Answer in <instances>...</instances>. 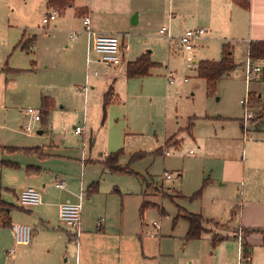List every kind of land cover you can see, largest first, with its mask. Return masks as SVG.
<instances>
[{
	"label": "rangeland",
	"instance_id": "1",
	"mask_svg": "<svg viewBox=\"0 0 264 264\" xmlns=\"http://www.w3.org/2000/svg\"><path fill=\"white\" fill-rule=\"evenodd\" d=\"M206 2L109 0V5L101 7L103 13L96 19L107 30L119 35L129 47L123 64L117 68L107 69L100 65L88 70L86 63L83 67L78 66V72L69 73L67 65L63 64L65 55L73 49L69 34L59 40V57L57 55L48 62L49 66L44 62L46 60L43 61L48 47L44 36L55 22L49 26L42 23L43 15L48 11L45 1H0V172L3 198L15 205L14 224H28L33 228L31 243L17 246L10 254L14 247L13 232L8 226H0V264H76V242L69 239L66 226L61 224L56 212L43 207V222L37 207L20 206L17 189L22 185L18 181L24 178V169L23 166L13 168L11 164L15 161L23 165L30 161L31 154L15 147H42L53 141L73 158H80L84 151L87 157L97 159L87 163V167L90 164L91 167L86 171V177L99 184L97 202L103 207L108 206L116 220H128L131 225L139 227L135 231L142 233L140 225L145 222L148 227H144V231L150 230L152 236H159L161 231L173 226L174 219L184 209L201 214L203 207H211L228 193L235 195L241 190L237 184L239 163L236 158L242 159L243 156L242 125L254 122L246 119L241 101L248 97L249 90L264 91V78L247 79L249 55L239 52L237 67L223 75L212 92L208 91L206 81L198 76V63L205 59L220 60L219 41L207 40L210 32L194 40L196 47L191 54L183 51L179 43V37L188 29L204 28L215 36L220 33L216 30L220 23L207 14ZM172 12H178L177 17H172ZM16 25L28 28V32L31 29V33L40 37L34 49L22 51L17 47L19 42L10 46L18 35H23ZM164 26L170 29L169 35L159 33ZM84 36L88 50V38ZM37 50L41 58L39 64L34 63ZM148 51L159 65L146 76L128 78L129 61ZM95 71L99 73L97 77H94ZM169 75L173 76V83L169 82ZM87 84L89 92L112 85L114 99L105 107L104 101L95 97L85 111V91L81 88ZM43 96L58 99L59 114L52 130L42 122H33L32 117L25 114L29 108L40 109ZM190 120L194 123L191 133L186 130ZM79 125L86 128L85 140L75 134ZM39 130L44 132L39 134ZM175 134L178 137L171 138L170 142L179 145L166 147V140ZM167 151L170 153L166 154ZM111 153H119V165L131 172L104 171L98 159H105ZM53 164L55 166L50 170L63 174L67 183L72 180L75 191H79L77 175L81 168L76 163H61L60 160L53 161ZM226 171L229 180L221 194L215 188H219ZM166 173L172 178H165ZM60 193L55 188L51 195L57 197ZM144 202L152 203L141 216ZM232 211L223 207L215 212L218 216L203 217L208 219L207 225L224 233L233 227ZM218 217L225 219L222 222ZM155 221L161 224V230L155 229ZM174 225L179 232L185 231L184 226L188 223L180 221L179 217ZM124 240L128 241L126 249H120L117 254L121 259L135 254L133 244L138 238L134 242L131 237ZM113 260L116 262V254Z\"/></svg>",
	"mask_w": 264,
	"mask_h": 264
},
{
	"label": "crops",
	"instance_id": "2",
	"mask_svg": "<svg viewBox=\"0 0 264 264\" xmlns=\"http://www.w3.org/2000/svg\"><path fill=\"white\" fill-rule=\"evenodd\" d=\"M44 1L48 11L51 7L60 9L58 18L53 22L54 24H52V27L48 29L44 36L45 39L48 40V47L43 56V61L46 60L44 62H46L47 66H49L48 62L53 61L58 55V50H60V47H58L59 40L65 36L68 37L72 31H77L78 36L75 40L70 39V43L73 44V49L67 52L63 60V64L67 65L68 72L76 73L78 72V66L83 67L86 63L88 70H90L91 67L96 69L97 66L103 65L95 61L91 63L86 61L88 50L85 44V33L83 31V16L85 14L90 15L92 26L96 31H105L109 32L108 34H113V31L107 30L98 19L99 14L103 13L101 7L109 5V0H72V5L65 9H61L55 5H49V0ZM174 1L175 0H173V3ZM206 1L207 14L213 16L220 23V27H216V30L220 33L215 36L211 34L212 31H207L205 35H208L210 32L211 35L209 34L206 39L209 41H219L221 50L223 49V45H227L231 49L232 58L235 63L237 62V53L241 52L242 55L245 52L247 56L249 55L251 42H264V0ZM173 9H175L174 5ZM42 10H44V5H42ZM178 12H172V17H177ZM96 16L98 17L97 19ZM135 22L137 23V19ZM16 26L18 27L16 29L22 31L23 35H21L22 37L18 35L17 39L13 40L10 46H13L21 39L28 40L31 38L36 39L31 48H33L35 44H38L40 37L38 38L36 33H31V29L28 32V28ZM121 41L122 45L125 46L124 41L122 39ZM127 51L128 50H125L123 52L122 64L125 60ZM36 53L37 61H34V63L39 64L41 58L39 59L38 50ZM52 64H55V61L52 62ZM87 72L89 73V71ZM98 75L99 73L94 77ZM86 86L87 90L83 89L84 86L81 88L82 91H85V94L83 93L85 111L90 108L93 98L96 97L97 100L100 99L104 101V95L112 85L107 84L105 88L96 91L94 88L92 92H89L88 84ZM98 95L99 98L97 97ZM249 95L254 98L251 109L256 114V117L252 119V121H254L252 124L249 125L244 122L242 125L243 131L244 127H247L249 130V137L248 139H244L243 135V156L242 159H239V157L236 158V162L239 163L236 175L237 184L238 187L240 186L241 190L237 191L235 195H229L228 193L229 196L222 197L218 200V203L213 204L211 207H203L201 211L202 216L210 219L218 216V214L215 215V212L223 207L233 209V227L232 229L230 227L231 230L228 229L224 233L220 232V230H214L205 222L201 238L186 241L185 236L189 229V222L183 217H180V221L188 223V225L184 226L185 231H176L174 225L176 222H174L173 226H170L167 231H161L159 236L149 235L150 230L144 231V227H148V224L145 222H142L143 224L140 225L142 233H140V230L135 231L139 227L134 224L131 225L132 223L130 224L128 220H116V218H114V216L112 217L110 214L108 206L103 207L97 202L98 190L92 193L89 192V187L97 181H93L90 177H86V171L91 167V164L87 167V163L93 160L96 161L97 159L87 157V153L84 151L81 152L80 158H73L71 155L65 154L66 149L60 148L53 141L42 147H17L40 149L38 152H26L31 154L29 155L30 161L23 163V165L12 161V164H15L13 168L21 169L23 166L25 174L24 178L18 181L20 183L22 182V185H19L17 190L21 192L22 189L26 187H34L41 193L42 203L34 207L38 208L40 221L43 222V207L52 208L59 216V206L61 204L68 202H80L82 204V233L78 242H76V264H153L154 262H157V264H239V258L243 250L242 241L237 236V230L239 229H242V232L243 230L249 231L248 234L245 235V239L251 246V264H264V91L249 90L248 96ZM51 98L54 100L55 107L49 115L48 122L44 125L52 130L54 119L58 117L59 112L57 110V97L51 96ZM54 113H57V115H54ZM32 121L41 122L33 118ZM84 123V125H86V120ZM248 123H250V121ZM82 127L84 128V132L82 134H77L75 132V134L82 136L83 140H85L86 128L84 126ZM43 132L42 130L38 131L39 134ZM89 154H91V152H89ZM57 160H60L61 163H76L77 166L81 168L77 175L80 179L79 191H75L74 182L72 180L67 183L63 174L60 175L50 170L52 166H55L53 161ZM103 160V158L100 160L98 159L100 162ZM102 166L105 169L104 171H106L107 169L103 162ZM226 166H228V164H226ZM107 171L110 172L109 170ZM228 174V171H226L223 177H221L219 188H223H215L216 191L221 194L223 193L224 187H227L226 185L229 180ZM59 180H64L65 182V186L62 189L56 186V182ZM54 187L56 190L58 189L61 191L57 197L51 195L53 189H55ZM80 195H82V199ZM4 201L6 200L4 199ZM14 207L15 205H13L12 209L9 211L11 225L8 227H10L12 232V226L16 219ZM195 212L197 211H194V213ZM182 214L183 213L179 215ZM218 218L220 219L219 221L222 222L225 219L224 217ZM99 222H101V224H98ZM144 224L146 226H144ZM215 234L225 236L226 239L213 247L212 238ZM130 237L133 238V242L138 238V241L133 244V251L135 249V254H130L124 259L118 258L117 254L120 252V249L125 250L127 246L126 244L128 241L124 240V238L130 239ZM153 237L157 240H154ZM152 240L155 241V243ZM115 254L116 262L113 260Z\"/></svg>",
	"mask_w": 264,
	"mask_h": 264
},
{
	"label": "built area",
	"instance_id": "3",
	"mask_svg": "<svg viewBox=\"0 0 264 264\" xmlns=\"http://www.w3.org/2000/svg\"><path fill=\"white\" fill-rule=\"evenodd\" d=\"M60 13V9L57 7H51L47 13L43 15L42 23L44 26H48L51 22L55 21ZM84 33L88 38V55L87 62H99L103 64L107 69L116 68L122 64L123 52L128 50V46H123L119 35L116 34H103L96 31L92 26V20L89 14L83 16ZM159 33L163 35H169L170 29L166 26L159 30ZM207 30L204 28L188 29L179 37V43L183 50L188 53H192L195 44L194 40L204 37ZM78 36V32H72L70 39L75 40ZM247 79L249 81L256 80L259 77H264V58L259 60L249 59L246 63ZM98 71H95V75ZM169 82L173 83L174 78L172 75L168 76ZM187 80V79H186ZM83 89L87 90V86ZM245 107V115L247 120H252L256 117V114L251 109V103L249 96L241 101ZM25 114L31 116L34 120L39 121L41 119L40 109L29 108L25 110ZM27 129H31L30 126ZM75 132L82 134L84 128L82 126H76ZM247 135V137H246ZM249 130L244 127V139H248ZM170 152L167 151L166 154ZM190 153H193L191 150ZM165 178L171 179L172 176L169 173L165 174ZM58 188H64V180L56 182ZM82 199V195H80ZM41 193L34 187H26L22 189L19 195V202L22 208H32L42 203ZM81 214L82 204L79 203H64L59 206V220L63 226H66L69 237L74 242H78L82 233L81 228ZM98 224H101L99 222ZM154 227L156 230L161 229L160 223L155 222ZM14 232V247L10 251L13 254L16 251L17 246L29 245L32 241L33 228L28 224H14L12 226ZM237 236L242 240V229L237 230ZM239 264H251V256H244L243 254L239 258Z\"/></svg>",
	"mask_w": 264,
	"mask_h": 264
},
{
	"label": "trees",
	"instance_id": "4",
	"mask_svg": "<svg viewBox=\"0 0 264 264\" xmlns=\"http://www.w3.org/2000/svg\"><path fill=\"white\" fill-rule=\"evenodd\" d=\"M49 5H55L60 7L61 9H65L68 6L72 5V0H49ZM36 39L31 38L28 40L21 39L19 43L17 44V47H20L23 51L27 50L30 51L31 46L35 43ZM249 58L252 60H259L264 58V42H251L249 47ZM159 65L158 63L154 62L151 58V52H145L141 56H139L136 60L129 62L127 65L126 74L128 78L133 77H141L146 76L150 73V70L154 67ZM237 67V64L234 62L232 58V52L231 49L227 45H223L222 49V57L220 60H210L205 59L201 60L198 63V76L200 78H203L207 83V88L209 92H212L218 82V80L225 75L226 73L234 70ZM250 102L254 103V98L249 95ZM114 99V89L112 86H110L109 90L104 95V106L110 104V102ZM55 107L54 100L51 97L43 96L40 106V112H41V119L40 121L42 124H46L49 119V115L53 108ZM194 126V123L190 120V124L187 127V131L191 133V129ZM173 137H178V135H173L169 139L166 140L165 145L166 147L171 145H179V143L174 144L173 142H170V139ZM14 149H22L26 152H38L40 151L39 148H17ZM119 153H111L108 156L105 157V159L102 161L105 168L111 172H126L129 173L131 171L128 170L127 167H122L119 165L118 161ZM12 166H15V164H11ZM30 171V169H29ZM98 182H95L89 187V192H95L98 190ZM4 187L2 185V175L0 172V226L6 227L10 226V217H9V211L12 209L13 205L10 203H7L4 201L2 197ZM181 195V194H179ZM151 205L149 202H144L141 207V216L143 215V210ZM179 217L185 218L189 222V229L185 236V240H193V239H200L202 236V233L204 231V223L207 221L204 219V217L201 214H195L191 213L187 210H183L182 215H178L174 222L177 221ZM249 231L243 230V236H242V254L244 256H251V246L247 243L245 239V235L248 234ZM226 239L225 236L217 235L215 234L212 238V246L215 247L217 244H219L221 241Z\"/></svg>",
	"mask_w": 264,
	"mask_h": 264
}]
</instances>
